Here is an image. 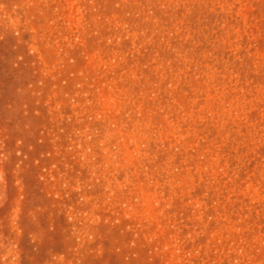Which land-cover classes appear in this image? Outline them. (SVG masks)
<instances>
[{
    "label": "rangeland",
    "instance_id": "rangeland-1",
    "mask_svg": "<svg viewBox=\"0 0 264 264\" xmlns=\"http://www.w3.org/2000/svg\"><path fill=\"white\" fill-rule=\"evenodd\" d=\"M0 264H264V0H0Z\"/></svg>",
    "mask_w": 264,
    "mask_h": 264
}]
</instances>
